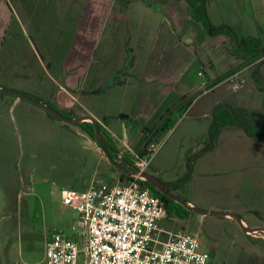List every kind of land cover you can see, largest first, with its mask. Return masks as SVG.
I'll list each match as a JSON object with an SVG mask.
<instances>
[{"label":"rangeland","instance_id":"374dc122","mask_svg":"<svg viewBox=\"0 0 264 264\" xmlns=\"http://www.w3.org/2000/svg\"><path fill=\"white\" fill-rule=\"evenodd\" d=\"M2 1L0 88H26L59 113L94 118L123 161L124 156L135 159L148 146L166 114L192 102L149 145L158 150L146 171L169 180L187 177L182 197L186 204L234 214L248 228L264 229V140L248 137L242 128L226 127L214 149L205 151L219 106L264 113V92L253 77L257 70L264 88V63L246 67L232 82L204 86L214 69L195 58V47L184 42V52L192 53L193 59L184 55V65L166 67L162 74L169 79L171 71L184 69L183 80L147 82L145 75L153 76L157 67L149 66L148 59L167 0ZM217 3L225 7L223 16L239 37L260 38L264 46V0H252L254 18L249 9L243 10L242 0H212L217 20ZM85 29L87 40L80 39L84 48L76 40ZM74 60L86 65L78 75L70 68ZM237 63L226 55L214 71L223 75ZM152 85L166 89L167 97L151 116H144L138 110L141 86ZM0 140V234L15 235L22 213V234L32 238L27 241L24 235L25 251L27 245L41 244L47 227L49 233H73L78 214L62 206L64 190L85 192L94 182L113 184L121 177L96 135L12 95L0 94ZM161 226L196 235L214 264H264V233L247 234L235 218L184 208L180 219L173 217Z\"/></svg>","mask_w":264,"mask_h":264},{"label":"built area","instance_id":"2783aa9c","mask_svg":"<svg viewBox=\"0 0 264 264\" xmlns=\"http://www.w3.org/2000/svg\"><path fill=\"white\" fill-rule=\"evenodd\" d=\"M157 150L152 145L144 156L134 155L130 180L62 192V206L77 213L78 222L71 235L59 231L47 241L45 264H214L196 235L161 226L167 208L140 176Z\"/></svg>","mask_w":264,"mask_h":264},{"label":"crops","instance_id":"0c3cea01","mask_svg":"<svg viewBox=\"0 0 264 264\" xmlns=\"http://www.w3.org/2000/svg\"><path fill=\"white\" fill-rule=\"evenodd\" d=\"M242 1L244 2L242 3L243 10L247 11V9H249V13H251L252 17L253 18L256 17L254 15L252 0H248L249 4H247V0H242ZM215 6H217V10H218V13L217 11L215 13H217L218 16H221L219 20L213 17L211 11V7H213L212 0H207L206 10L212 24L215 26L227 25L231 27L230 26L231 22L228 19L226 20L223 16L224 13L223 11L225 7L219 6L218 3ZM234 8L237 11L236 6H234ZM4 9L5 8L3 6V1L0 0V16L2 15V13H4L5 11ZM163 14L165 19L161 23V28H159V33L156 36L155 42L153 43L152 52L148 59L149 66L153 65L157 67L154 69L153 76L145 75L144 78L147 79V80L144 79L145 81L149 82V81L162 80L164 82L175 83L179 80H183L182 77L183 74L185 73L184 69L180 70L179 73L178 72L176 73V70L171 71L169 76H167L169 79H167L162 74L164 70H166V67L170 68L169 66L173 67L178 64H183L184 63L183 60L185 56H191V58L193 59L192 53L190 54L188 50H185L184 52L182 47V43L184 42H186V44L187 43L191 44L193 47H195L194 49L195 58L197 57V59H199L201 63L208 65L210 68L214 70L216 67V63H218L220 60H224L226 55L230 56L228 52L229 42L227 38L224 36H217L213 38L209 37L203 25L197 22L193 18V16L196 14V11L192 9L185 0H167L163 8ZM86 33L87 30L85 29L83 33L82 32L80 33L81 36H79V39L76 40L78 44H81L84 48L86 46V43H82L80 39L83 38V42H85L87 40ZM220 49L223 50L222 53L219 54ZM207 50H210L211 53L210 52L206 53ZM70 60L71 59L69 58V62L67 65H69ZM239 63L240 61L238 60V63L236 65L227 69L223 74L235 68ZM81 64L78 66V62L76 60L72 61L70 68H72V71L74 72L75 75H78L80 73L81 68H84L85 70L86 63L84 64L85 65L84 67H82L83 63ZM214 70H212V76H209V78L206 81L202 82L203 85L205 83H207L208 85L214 84L216 79L221 76V75H217V73ZM240 72L241 71L237 72L235 75L238 76ZM19 90H21L19 91L21 93L31 94V95L34 94V93H30L32 91L28 89L30 91L29 92L26 88ZM141 90L144 93L143 96L141 97L142 100L139 101V105H138L139 113L144 114V116L147 115L151 116L153 112L158 108V106L162 103V101L163 100L165 101V98L167 97V91L166 89H163L161 86H157V85H152L151 87L141 86ZM16 222H17L18 232H16L15 235H11L5 232L0 234V264H18L19 262H25V264H45L46 243L54 233L62 230H57V231L55 230L54 232L49 233L47 227L44 231V236L41 240V244H39L37 247L35 246L30 247V245H27V249L25 251L23 247L24 235L27 241H30V239L32 238L31 235H29L28 233L24 235L22 234L23 233L22 213L18 214ZM245 226L247 227V225Z\"/></svg>","mask_w":264,"mask_h":264},{"label":"trees","instance_id":"16d2710c","mask_svg":"<svg viewBox=\"0 0 264 264\" xmlns=\"http://www.w3.org/2000/svg\"><path fill=\"white\" fill-rule=\"evenodd\" d=\"M185 1L192 9L196 11V14L193 16V18L197 22L203 25L208 36L211 38L217 36L226 37L229 42V50H228L229 54L240 61V63L235 68L218 77L214 82V85L220 84L221 82L227 80L229 77L245 69L246 67L261 65L262 63H264V46L262 45V42L259 38L239 37L238 34L234 31V29H232L227 25H221V26L213 25L212 22L210 21V18L206 10L207 0H185ZM253 77L255 79L257 87L264 92V88L260 87V80L257 70L253 71ZM27 95L34 97L37 100L44 103L41 99L37 98L34 95L31 94H27ZM191 103L192 102H187L181 105L180 107H178L177 109H175L173 113L166 114V116L160 121V123L154 130L153 134L150 135L149 143H147V145L149 146L152 142H154V140L159 139L163 135L165 130L170 129L171 126L178 121V119L174 115L179 114L180 116H182L188 110ZM48 115L51 118H54L50 114ZM64 116L69 117L70 119L75 118L72 114H68ZM104 121H106V118H104ZM77 126L84 129L92 137H95L96 132L93 123L82 122L80 124H77ZM226 127L242 128L244 129L248 137L251 138L260 137L264 140V113L256 110L252 111L244 107H236L230 105L219 106L214 112V120L213 123L211 124L212 130L210 132L211 141L208 143V145H206L205 151H210L214 149L219 134L221 133L222 129ZM102 130H103V126L99 124L100 138L102 140L103 147L108 153L110 161L113 164H118L119 156H121L119 154L120 152H117V148L115 147L112 138L111 137L106 138ZM148 146H146V148ZM146 148L139 152L140 156H144L147 153ZM124 160L132 162L133 164L135 163V159L133 158L131 160L130 156H124ZM119 180L121 182H124L130 179L124 175H121ZM143 185L148 188L145 182H143ZM153 195L160 200V198L156 194ZM174 216L175 215L172 212L169 213L167 209V220L169 219V217H174Z\"/></svg>","mask_w":264,"mask_h":264},{"label":"flooded vegetation","instance_id":"af4514ba","mask_svg":"<svg viewBox=\"0 0 264 264\" xmlns=\"http://www.w3.org/2000/svg\"><path fill=\"white\" fill-rule=\"evenodd\" d=\"M115 165L121 175L129 177L133 173L134 164L129 161H123L121 156H119L118 164ZM145 172L152 175L154 178H151V181L157 184L156 186L153 182L145 180L149 190L160 198L169 213L172 212L176 219H180L185 207L178 201V198L182 200L184 194L183 184L187 181V177L169 180L164 178L162 174H154L146 170ZM169 219H173V217H169Z\"/></svg>","mask_w":264,"mask_h":264},{"label":"water","instance_id":"95a60500","mask_svg":"<svg viewBox=\"0 0 264 264\" xmlns=\"http://www.w3.org/2000/svg\"><path fill=\"white\" fill-rule=\"evenodd\" d=\"M0 94H7V95H12V96H15L17 98H20V99H25V100H28L34 104H37V105H40L41 107H43L52 117L56 118L57 120H61V121H66V122H71L75 125L77 124H80L82 122H85V121H91V123H93L94 125V128H95V132H96V136L99 140V142L101 143V145L103 146V143H102V140L100 138V132H99V123L97 122V120H95L94 118L92 117H89V116H85V117H81V118H74V119H70L69 117H66L64 115H62L61 113L57 112L56 110L52 109L50 106L48 105H45L44 103H42L41 101L37 100L36 98L34 97H31L25 93H21V92H17V91H14V90H10V89H3V88H0ZM209 137H210V133H209ZM210 141H211V138H210ZM141 177H143L145 180H149L150 182H153L151 181L152 179L151 178H154L152 175L146 173V172H143L140 174ZM154 184H156L155 182H153ZM157 186V184H156ZM178 201L180 203H182V205L187 208L189 211H193V212H200L202 214H205V215H214V216H229L230 218H235L238 220L239 224L242 226L244 232H246L247 234H253V233H264V229L263 228H248L244 225V222H242V220L240 219V217L234 215V214H230V213H223V212H219V213H210L208 211H204V210H200V209H197L193 206H190L188 204H186L185 202H183L181 199L178 198Z\"/></svg>","mask_w":264,"mask_h":264}]
</instances>
